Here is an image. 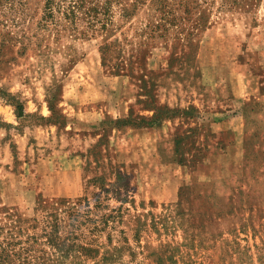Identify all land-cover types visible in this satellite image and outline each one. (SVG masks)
I'll use <instances>...</instances> for the list:
<instances>
[{"label": "rangeland", "instance_id": "rangeland-1", "mask_svg": "<svg viewBox=\"0 0 264 264\" xmlns=\"http://www.w3.org/2000/svg\"><path fill=\"white\" fill-rule=\"evenodd\" d=\"M123 1L108 36L0 22L1 214L101 197L115 264H264V0Z\"/></svg>", "mask_w": 264, "mask_h": 264}, {"label": "trees", "instance_id": "trees-1", "mask_svg": "<svg viewBox=\"0 0 264 264\" xmlns=\"http://www.w3.org/2000/svg\"><path fill=\"white\" fill-rule=\"evenodd\" d=\"M43 1V16L36 21L32 35L31 27H24L28 21H35L28 15L29 0H0V22L23 27L22 35L30 39L43 30L58 36L67 31L83 36L103 32L108 36L115 23V5H122L125 13L132 9L123 0ZM140 2L144 0L130 4L136 8ZM1 34L4 41L15 36L10 30ZM104 207L101 197L93 201L85 196L55 200L31 219L0 212V264H115L119 256H103L98 245L115 218L103 213Z\"/></svg>", "mask_w": 264, "mask_h": 264}]
</instances>
